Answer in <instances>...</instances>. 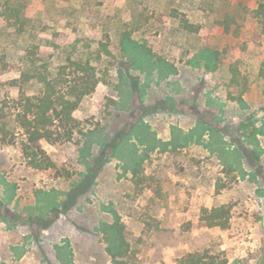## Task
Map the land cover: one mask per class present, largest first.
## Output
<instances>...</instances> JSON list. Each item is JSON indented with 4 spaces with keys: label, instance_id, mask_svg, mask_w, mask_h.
Returning a JSON list of instances; mask_svg holds the SVG:
<instances>
[{
    "label": "rangeland",
    "instance_id": "obj_1",
    "mask_svg": "<svg viewBox=\"0 0 264 264\" xmlns=\"http://www.w3.org/2000/svg\"><path fill=\"white\" fill-rule=\"evenodd\" d=\"M260 2L0 0V264H113V213L126 264H264ZM203 49L213 70L191 62ZM69 59L99 81L43 145L52 167L32 168L17 114L37 74L67 92Z\"/></svg>",
    "mask_w": 264,
    "mask_h": 264
},
{
    "label": "trees",
    "instance_id": "obj_2",
    "mask_svg": "<svg viewBox=\"0 0 264 264\" xmlns=\"http://www.w3.org/2000/svg\"><path fill=\"white\" fill-rule=\"evenodd\" d=\"M256 12L257 14L264 15V3H258ZM103 49L108 53L105 46H103ZM128 51L135 56V59L138 58L134 55L138 51L137 47L135 50L133 46H129ZM144 59L146 62H150L148 56ZM201 60H203V65L208 70H213L216 67V53L212 50H201L197 58H194L191 62L193 65L199 66ZM68 61L75 76L74 80H66L68 82L67 92L58 94L53 82L44 75L37 74L34 77H36L43 87L38 94L24 97L21 112L17 114L20 119V126L23 128L25 134V139L21 144V152L27 161L26 163L32 168L47 169L52 167L53 164L46 155L43 145L61 138L60 132L56 130L57 125L73 121V117L71 116L72 111L77 107L84 95L93 91L99 81L89 62L70 59ZM66 67L67 65H62L60 66V70L63 71ZM156 67L160 73H167L163 65L157 64ZM174 71L172 68L171 72ZM31 77L33 76H27L28 79ZM71 135L72 130L68 129L65 133V139L69 140ZM210 214L208 216V224L210 226H225L224 218L223 220H219L224 214L223 206L213 207ZM113 216L112 222L105 223L102 227L106 241L105 250L113 264H126L125 257L129 251V243L125 238L123 225L119 222V218L115 213H113ZM62 257L65 258L64 255ZM206 257V254L198 252L189 253L181 256L176 264H214L212 260H206ZM217 264H225V260Z\"/></svg>",
    "mask_w": 264,
    "mask_h": 264
}]
</instances>
